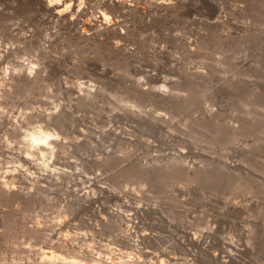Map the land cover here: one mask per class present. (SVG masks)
Instances as JSON below:
<instances>
[{"label":"rangeland","instance_id":"374dc122","mask_svg":"<svg viewBox=\"0 0 264 264\" xmlns=\"http://www.w3.org/2000/svg\"><path fill=\"white\" fill-rule=\"evenodd\" d=\"M184 1L164 16L150 1L139 17L112 15L107 23L123 35L96 46L71 37L81 23L70 28L33 12L27 0H0V45L7 47L0 50L8 51L0 64V264H207L198 257L204 248L222 260L264 262L256 249L264 245V0ZM87 2L81 19L103 28L99 1ZM28 75L37 84H24ZM163 82L175 94L170 105L133 93L135 86L155 92ZM20 112H66L51 126L47 116L35 118L57 134L54 155L30 146L29 127L20 128L35 123ZM206 112L214 119L204 120ZM164 163L201 167L211 177L191 183ZM249 234L258 258L245 251Z\"/></svg>","mask_w":264,"mask_h":264},{"label":"bare ground","instance_id":"6f19581e","mask_svg":"<svg viewBox=\"0 0 264 264\" xmlns=\"http://www.w3.org/2000/svg\"><path fill=\"white\" fill-rule=\"evenodd\" d=\"M86 2H87V0H85ZM84 0H27V6H29V8H30V10H32L33 11V8H35V9H38L40 12L42 11H45L44 12V14H49L50 15V17H52V18H55L54 20H57V21H61V22H67L68 24L67 25H70V28L73 26V27H77L78 26V24L79 23H81L82 24V27H81V24H80V27L78 28V29H76L75 31V33L71 36V34H70V36L71 37H73L75 40H77V42L79 41V43L81 42V41H83V42H85V44H87L86 42H90V43H93L94 45H96V46H100V45H103L104 44V42L105 41H109V40H105V41H103V37L105 36V37H107V38H114V39H116V38H118V37H120L121 35H123L122 34V32H120V30H118L117 29V27H115V25L113 26H111V24L109 25L108 23H107V21L110 19V18H112L113 16L112 15H116V14H120V16L122 15H124L125 13L126 14H128V15H134L133 17H135V15H137L138 16V13H140L141 11H142V9L144 10H146L147 9V7H141V5L140 4H143L142 2H149L150 1V4L151 3H153L154 4V7H155V9H156V11L157 12H159V13H162L161 15H163V12L166 14L167 12H169V11H175V10H177V8L179 7V5H181L180 3H182V1L183 0H97V1H99V2H97L96 3V6H97V8H98V10L96 9V7H95V5L93 6L95 9H96V11H98V13L100 14V18H102V19H100V20H104V23L101 25L99 22H97L98 24H100V26H104L103 28L101 27V29H95V27H97V26H94L95 24H93L92 23V21H91V23H89L90 21L88 20V21H86V20H82L81 18H83V16H87V11H88V8L86 9V7L84 8V6H85V4L83 5V3L85 2ZM89 1V0H88ZM186 1V0H185ZM185 1H184V3H185ZM187 1H189V0H187ZM90 2H92V1H90ZM95 2H96V0H95ZM87 3H89V2H87ZM145 3V4H146ZM93 4V3H92ZM95 4V3H94ZM144 4V6H147V5H145ZM148 4V3H147ZM188 5V4H187ZM23 6V5H22ZM143 6V5H142ZM150 6H152V5H150ZM150 6H148V7H150ZM182 7V6H181ZM187 7V6H186ZM92 8V7H91ZM153 8V7H152ZM26 9V8H25ZM77 9V11H76V13H73V12H75V10ZM154 9V8H153ZM182 9V8H181ZM91 10V9H90ZM94 10V9H93ZM180 10V9H179ZM28 11V10H27ZM35 11H37V10H35ZM95 11V10H94ZM150 10L148 9L147 10V12H149ZM155 11V10H154ZM34 12V11H33ZM147 12H146V14H147ZM152 12V11H151ZM29 13H31V12H29ZM89 13V12H88ZM96 13V15H97V12H95ZM142 13H143V11H142ZM153 14L155 13V12H152ZM176 13V12H175ZM36 14V13H35ZM43 14V13H42ZM74 14H78V18H75L74 17ZM99 14H98V16H99ZM158 14V13H157ZM156 14V15H157ZM28 15V14H27ZM31 15V14H30ZM48 15V16H49ZM140 15V14H139ZM151 15V14H150ZM155 15V14H154ZM158 15H160V14H158ZM161 15H160V17H161ZM47 16V17H48ZM80 16V17H79ZM112 16V17H111ZM143 16V15H142ZM141 16V17H142ZM153 15H151V17H152ZM164 16V15H163ZM163 16H162V18H163ZM166 16V15H165ZM168 16V15H167ZM32 17V16H31ZM36 17V16H35ZM40 17V16H39ZM43 17H44V15H43ZM43 17H42V19H43ZM77 17V16H76ZM93 17H94V15H93ZM96 17V16H95ZM116 17V16H115ZM124 17V16H123ZM139 17V16H138ZM46 18V17H45ZM51 18V19H52ZM97 18V17H96ZM121 18V17H120ZM129 18V17H128ZM137 18V17H136ZM148 18V17H147ZM157 18H158V16H157ZM33 19H34V17H33ZM48 19H50V18H48ZM135 19V18H134ZM138 19V18H137ZM142 19H143V17H142ZM142 19H141V21H142ZM153 19H154V17H153ZM195 20H196V18H194ZM96 20V19H95ZM126 20V19H125ZM144 20V19H143ZM33 21V20H32ZM36 21V20H35ZM97 21H99V17H98V20ZM122 21H124V20H122ZM135 21V20H134ZM145 21V20H144ZM143 21V22H144ZM153 21V20H152ZM160 21V20H159ZM34 22V21H33ZM52 22V21H51ZM63 22V23H64ZM102 22V21H101ZM111 22V21H110ZM128 22V21H127ZM193 22V21H192ZM38 23H41V22H38ZM37 23V24H38ZM57 23V22H56ZM95 23H96V21H95ZM113 23V22H112ZM120 23V22H119ZM159 23V22H158ZM55 24V23H54ZM34 25V24H33ZM41 25V24H40ZM50 25V24H49ZM51 25H52V23H51ZM66 25V24H65ZM35 26V25H34ZM37 26V25H36ZM58 26V25H57ZM118 26V25H117ZM31 27V26H30ZM55 27V26H54ZM32 28H34V27H32ZM36 28V27H35ZM125 28V27H124ZM31 29V28H30ZM40 29V28H39ZM42 29V28H41ZM51 29H53V28H51ZM67 29V28H66ZM1 30V29H0ZM24 30V29H23ZM27 30V29H26ZM33 30V29H32ZM63 30V29H62ZM22 31V30H21ZM68 31V30H67ZM71 31V30H70ZM121 31H122V29H121ZM2 32V31H1ZM32 32V31H31ZM40 32V31H39ZM39 32H37V33H39ZM58 32V31H57ZM62 32V31H61ZM126 32V31H125ZM18 33V32H17ZM25 33H27V32H25ZM35 33V32H34ZM41 33V32H40ZM51 33V32H50ZM53 33V32H52ZM65 33V32H64ZM127 33V32H126ZM125 33V34H126ZM1 34V33H0ZM5 34H6V32H5ZM22 34V33H21ZM24 34V33H23ZM49 34V33H48ZM68 34V33H67ZM30 35V34H29ZM32 35V34H31ZM127 35V34H126ZM26 36V35H25ZM38 36V35H37ZM49 36V35H48ZM56 36H58V35H56ZM65 36V35H64ZM64 36H62V37H64ZM3 37V36H2ZM19 37V36H18ZM17 37V38H18ZM22 37V36H21ZM23 37H24V35H23ZM28 37V36H27ZM67 37V36H66ZM103 39H102V38ZM31 38V37H30ZM30 38H28V39H30ZM36 38V37H35ZM40 38V37H39ZM122 38V37H121ZM120 38V39H121ZM25 39H27V38H25ZM24 39V40H25ZM34 39V38H33ZM55 39V38H54ZM63 39V38H62ZM61 39V40H62ZM68 39V38H67ZM71 39V38H70ZM70 39H69V41H70ZM22 40L23 42L22 43H28V45H25V46H29V48H31L32 49V46H33V44H32V46H31V44L29 45V42H27L28 40ZM36 40V39H35ZM47 40V39H46ZM53 40V39H52ZM60 40V39H59ZM65 40V39H64ZM19 41V40H18ZM56 41V40H55ZM116 41H117V39H116ZM20 42V41H19ZM42 42H43V40H42ZM49 42V41H48ZM71 42V41H70ZM73 42V41H72ZM76 42V43H77ZM115 42V41H114ZM121 42V41H120ZM0 43H1V41H0ZM3 43V42H2ZM5 43V42H4ZM3 43V44H4ZM105 43H107V42H105ZM111 43V42H110ZM19 44V43H18ZM17 44V45H18ZM35 44V43H34ZM36 44H38V43H36ZM45 44V43H44ZM49 44V43H48ZM56 44V43H55ZM71 44V43H70ZM8 45V44H7ZM82 45H84V44H82ZM88 45V44H87ZM105 45V44H104ZM1 47L3 46V47H5L6 45L4 44V45H0ZM22 46V45H21ZM24 46V47H25ZM49 46V45H48ZM47 46V47H48ZM52 46H54V45H52ZM77 46H78V44H77ZM95 46V47H96ZM0 47V48H1ZM36 48V50L38 51L39 49H40V47H39V49H38V47H36V46H33V48ZM80 47H81V45H80ZM88 47V46H87ZM5 48H7V47H5ZM27 48V47H26ZM97 48V47H96ZM124 48V47H123ZM17 49V48H16ZM25 49V48H24ZM31 49H28V50H31ZM45 49V48H44ZM85 49V48H84ZM91 49H93L92 47H91ZM98 49V48H97ZM12 50V49H11ZM15 50V49H14ZM105 50V49H104ZM110 50V49H109ZM126 50V49H125ZM2 53H0V64H1V61H2V63L4 62L3 61V58H6V54H8V51L5 49V50H0ZM25 51V50H24ZM23 51V52H24ZM27 51V50H26ZM34 51V50H33ZM94 51V50H93ZM111 51H113V52H115V53H117L118 54V52H120L121 51V48H120V45H119V43L118 44H115L114 43V45L112 46L111 45ZM127 52H128V50H126ZM17 52H18V50H17ZM17 52H15V54L14 55H17L18 56V53ZM36 52V51H35ZM34 52V53H35ZM41 52V51H40ZM100 52H101V50H100ZM125 52V51H124ZM13 53V52H12ZM17 53V54H16ZM33 53V52H32ZM33 53V54H34ZM122 53V52H121ZM162 53V52H161ZM2 54V55H1ZM37 54H39V52L37 53ZM36 54V56H38ZM67 54V53H66ZM111 54V53H110ZM158 54V53H157ZM156 53H155V55H157ZM35 55V54H34ZM127 55H129V54H127ZM131 55V54H130ZM129 55V56H130ZM133 55V54H132ZM31 56H33V55H31ZM42 56V55H41ZM43 56H45V55H43ZM85 56V55H84ZM121 56V55H120ZM160 57V53H159V55H157V57ZM162 56H164V55H162ZM21 57V56H20ZM19 57V58H20ZM48 57V56H47ZM60 57H62V56H60ZM70 57V56H69ZM88 57V56H87ZM123 57V56H122ZM122 57H120V58H122ZM137 57V56H136ZM32 58V57H31ZM36 58H39V56L38 57H36ZM43 58V57H42ZM45 58V57H44ZM65 58V57H64ZM164 58V57H163ZM7 59V58H6ZM17 59H18V57H17ZM29 59V58H28ZM41 59V58H40ZM54 59V58H53ZM81 59V58H80ZM86 59V58H85ZM127 59V58H126ZM125 59V60H126ZM139 59V58H138ZM171 59V58H170ZM36 60H38V59H36ZM44 60V59H43ZM67 60V59H66ZM141 60V59H140ZM143 60V59H142ZM42 61V60H41ZM46 61H48V60H46ZM51 61V60H50ZM53 61V60H52ZM129 61V60H128ZM132 61V60H131ZM147 61V60H146ZM168 61H170V60H168ZM6 62V61H5ZM38 62H40V61H38ZM44 62V61H43ZM42 62V63H43ZM56 62V61H55ZM58 62V61H57ZM62 62V61H61ZM32 63H34V62H32ZM31 63V64H32ZM46 63V62H45ZM37 64H39V63H37ZM40 65V64H39ZM38 65V66H39ZM42 65V64H41ZM51 65V64H50ZM2 66V65H1ZM54 66V65H53ZM134 66V65H133ZM36 67V66H35ZM136 67V66H135ZM156 69H157V67H155ZM1 69H3L2 67H1ZM30 69H32V66H31V68ZM143 70V69H142ZM141 70V71H142ZM149 70V69H148ZM147 70V71H148ZM138 71V70H137ZM146 71V70H145ZM15 72H16V70H15ZM140 72V71H139ZM144 72V71H143ZM142 72V73H143ZM30 73V72H29ZM156 73V72H155ZM27 74V73H26ZM145 74V73H144ZM170 74V73H169ZM198 75V74H197ZM27 76V75H26ZM26 76H24V77H26ZM29 76V75H28ZM31 76V75H30ZM30 76H29V78L28 77H26L25 79H24V84L26 83V85H31V84H34V83H36V81H35V79L37 78H34V80L33 79H31L30 78ZM33 76V75H32ZM38 76V79H39V75H37ZM163 76H165V75H163ZM201 76V75H200ZM203 76V75H202ZM153 77V76H152ZM195 77V76H194ZM43 78V77H42ZM148 78H149V74H148ZM161 78V76L158 78V79H160ZM163 78H165V77H163ZM174 78V77H173ZM151 79H154V78H151ZM168 79H169V77H168ZM175 79V78H174ZM37 80V79H36ZM150 80V79H149ZM151 81V80H150ZM157 80H155V82H156ZM160 81V80H159ZM171 81H173V79L171 80ZM171 81L170 82H168L170 85H171ZM150 83V82H149ZM161 83V82H160ZM174 83H176V82H174ZM174 83H172V84H174ZM37 84V83H36ZM165 84H167V82L166 83H164L163 82V86L162 87H164L163 89H160L159 88V90L156 88V91L154 92V91H148V90H145V89H142V88H140V87H133L134 89H133V93H134V95H139V96H141V97H143V98H146V96H147V98H148V96L150 95V97L149 98H151V96L152 95H154L156 98H157V100L160 102V103H168V102H170V99H172V97H171V94L173 93V92H168L167 90H166V85ZM169 84H167V86L169 85ZM19 86V85H18ZM33 86V85H32ZM140 86V85H139ZM175 86V85H174ZM161 87V88H162ZM170 87V86H169ZM172 87V86H171ZM32 88H34V86L32 87ZM131 88H132V86H131ZM152 88V87H151ZM168 88V87H167ZM147 89H148V87H147ZM155 89V88H154ZM150 90V89H149ZM152 90V89H151ZM96 93V92H95ZM156 93H158V94H156ZM174 94V93H173ZM96 95V94H95ZM175 95V94H174ZM264 95V94H263ZM88 96V95H87ZM145 96V97H144ZM154 96H152L153 98H155ZM173 96V95H172ZM93 97H94V94L92 95V94H89V96H88V98H83L82 99V104L84 105H87L88 103H90L91 104V100L93 99ZM140 97V98H141ZM262 97H264V96H262ZM148 98V99H149ZM173 98H174V96H173ZM79 100V99H78ZM77 100V101H78ZM144 102H145V100L144 99H142ZM150 100V99H149ZM155 100V99H154ZM154 100H152V101H154ZM174 100H176V99H174ZM179 100V99H178ZM147 101V100H146ZM158 101H156V102H158ZM158 102V103H159ZM185 102V101H184ZM175 103V102H174ZM178 103L179 104H177V105H183V104H186V102L185 103H183V102H179L178 101ZM169 104V103H168ZM81 105V104H80ZM163 105H165V104H163ZM170 105V104H169ZM174 106H175V104H174ZM21 111V110H20ZM211 112V111H210ZM210 112H206L207 114H205V113H203V116H204V114H205V118L206 119H204V120H206V121H211V120H213L214 118H212V116H213V114L212 115H210L209 113ZM21 113V112H20ZM23 113H24V111H23ZM23 113H21V115L23 114ZM49 113V112H48ZM47 113V114H48ZM51 113V112H50ZM29 114V113H28ZM45 114V113H44ZM24 115L26 116V113L25 114H23L22 116L24 117ZM30 115V114H29ZM29 115H27L28 117H29ZM35 116V114H32V116L30 115V117L28 118L27 116V118H26V122H28V124H29V122H31L32 124L33 123H35V122H37L39 119H41L40 117L42 116L41 114V116H36L37 117V121H36V117H34ZM36 115H37V113H36ZM39 115V114H38ZM44 116H47V115H44ZM44 116H42V118L44 117ZM160 116V115H159ZM23 117H22V120H23ZM65 117H66V112H64V113H62V112H55V113H52V114H50V115H48L47 116V118H44V119H47L46 121L48 122V125H54V124H60V123H62L64 120H65ZM203 117V118H204ZM25 119V118H24ZM40 121H42V120H40ZM46 121L44 120V121H42L43 122V124H47L46 123ZM45 122V123H44ZM157 122V121H156ZM23 123V122H22ZM24 123H25V121H24ZM23 123V124H24ZM39 123V122H38ZM41 123V122H40ZM40 123H39V126L37 125V123H35V126H34V124L32 125V126H25V125H27V124H25L24 126L26 127V129H23L24 128V126H21V128H20V130L22 129V130H27V128H28V130H30V132L29 131H27L28 133H26L27 135V137L25 136V131H23L24 133V136L26 137V140L27 139H29V142H30V146H33L34 145V148H38V153L41 155V156H43V154H44V152L45 151H47V152H51L50 154H53L52 153V151H55L54 150V146L53 145H55L56 147H57V145L58 146H60V142H58L57 140L55 141V140H51V139H53L51 136H56L57 134H55L54 135V133L55 132H48L47 131V129H48V126H47V128H46V131L48 132H45L44 130V128L43 127H41L40 126ZM23 124H21V125H23ZM43 124L41 123V125L43 126ZM45 126V125H44ZM31 127H33V128H31ZM232 128V127H231ZM234 128V127H233ZM232 128V130H231V132L230 133H232V134H234V135H237L238 134V130H237V128H234L233 129ZM18 129V128H17ZM15 131V130H14ZM230 131V130H229ZM219 132V131H218ZM51 133H53V134H51ZM217 136H219V135H217ZM264 136V135H263ZM24 137V138H25ZM51 137V138H50ZM28 142V143H29ZM43 145V146H42ZM46 145H47V147H46ZM36 146V147H35ZM45 146V147H44ZM49 146H52V147H54L53 148V150H52V147H50V149H49ZM56 149V148H55ZM47 154V153H46ZM45 154V155H46ZM54 155V154H53ZM62 157V156H61ZM60 156H59V158H61ZM181 157V156H180ZM63 158H65V156L63 155ZM62 158V159H63ZM177 158V157H176ZM176 158H174V160L176 161L177 159ZM180 159L181 158H179L178 160H179V162H180ZM64 160H66V159H64ZM178 160H177V163H179L178 162ZM175 161H173L174 163H175ZM181 163V162H180ZM225 163V168L226 169H231V163H229V164H226L227 162H224ZM223 163V164H224ZM163 165H166V166H164V168L163 169H168L169 171H171V172H173L174 170H176V171H178V173L180 172V174H182V176H184V178H186L189 182H193V183H195V182H200L199 180H201V179H203V180H205L204 178H206V177H211V176H209L210 174V172H207V170L206 169H203V168H201V167H196V168H194V167H192V166H182V165H179V166H176V165H172V164H163ZM224 167V166H223ZM151 168V167H150ZM206 168V167H205ZM143 169V171L145 172V174L147 175L148 173L150 174L151 172L150 171H152L151 169H147V168H142ZM156 169V168H155ZM154 169V170H155ZM208 169V168H207ZM234 169V168H233ZM156 170H158V169H156ZM162 170V169H161ZM211 170V169H210ZM220 170H221V168H220ZM225 170V169H224ZM222 171V170H221ZM153 172V171H152ZM175 172V171H174ZM226 172V171H225ZM211 173L213 174V172H212V170H211ZM207 174H209L208 176H207ZM213 176V175H212ZM214 177V176H213ZM54 178V177H53ZM51 181V180H50ZM56 181V180H55ZM56 183V182H55ZM57 184V183H56ZM42 187V186H41ZM45 188V187H44ZM43 188V189H44ZM41 190V189H40ZM46 189H44V191H45ZM43 191V190H42ZM68 191V190H67ZM67 191H66V193H67ZM69 192V191H68ZM17 193V192H16ZM18 193H19V191H18ZM17 193V194H18ZM21 193H23V191L21 192ZM58 193V192H57ZM20 194V193H19ZM18 194V195H19ZM24 194H26L25 192H24ZM30 195H32V194H30ZM116 195V194H115ZM21 196H24L23 194H21ZM81 196V195H80ZM119 196V195H118ZM15 197H17V196H15ZM27 197V196H26ZM29 197H31V196H29ZM29 197H27L28 199H30ZM36 197V196H35ZM34 197V195L32 196V198H35ZM83 197V196H82ZM111 197V196H110ZM115 197V196H114ZM117 197V196H116ZM27 198H25V199H27ZM32 198H31V201H32ZM120 198V197H119ZM22 199V198H21ZM27 199V200H28ZM81 199V198H80ZM24 200V199H23ZM26 200V201H27ZM34 200V199H33ZM75 200H78L79 201V198H78V196H77V199H76V197H75ZM74 200V201H75ZM31 201H29L28 200V202H30L31 203ZM77 201V202H78ZM28 202H26L27 204H28ZM72 202V201H71ZM77 202H76V204H77ZM29 203V204H30ZM34 203V202H33ZM79 203V202H78ZM72 204V203H71ZM71 204H69V205H71ZM31 205V204H30ZM75 205V204H74ZM73 206V205H72ZM79 206V205H78ZM125 206V205H124ZM128 206V205H127ZM70 207V206H69ZM75 206H73V208H74ZM126 208H128V207H126ZM132 209V208H131ZM136 209H137V207H136ZM133 210H135V209H133ZM138 210V209H137ZM118 211L120 212V209H118ZM136 211V210H135ZM139 212H140V210H138ZM143 211V210H142ZM119 212H114V213H110V214H113V216H115V217H117L119 220H120V218H121V220H122V216L119 214ZM138 213V212H137ZM141 214V213H140ZM115 217H113V218H115ZM116 218V219H117ZM115 219V220H116ZM115 224V223H114ZM117 224V223H116ZM105 225V224H104ZM118 225L119 224H117V226H116V228L118 227ZM122 225V224H121ZM120 225V226H121ZM108 227H109V224L107 225ZM113 228H115V227H113ZM39 229V228H38ZM119 230H121V228H118ZM40 230V229H39ZM38 230V231H39ZM123 230V229H122ZM38 231H36V232H33V233H37V235L38 234H42V233H39ZM251 232H253V231H251ZM251 232H249V233H251ZM32 233V232H31ZM44 234V233H43ZM43 234L41 235V236H38L39 238L40 237H42L43 239L45 238V236H43ZM252 234L253 235H255V237H252V238H255V239H258V240H261V238H257V237H259L258 235H256L255 234V232H253V233H251V236H252ZM32 235V234H31ZM37 235H35V236H37ZM34 236V235H33ZM248 236H250V234L248 235ZM251 236L247 239V245H246V253H251V255H253L254 257L256 256L257 258L258 257H260V256H258L257 255V253H256V251H254V248L252 247V246H250V238H251ZM122 237H124V236H122ZM145 237V236H144ZM148 237V236H147ZM39 238H37V239H39ZM120 239L119 240H121L120 241V243H122L123 244V242H125L124 244H126V243H130V242H126V241H128V240H126L127 239V237H125L124 239L123 238H121V237H119ZM150 238V237H149ZM251 238V239H252ZM46 239V238H45ZM44 239V240H45ZM153 239V238H152ZM47 240V239H46ZM196 240V239H195ZM149 241V240H148ZM151 241V240H150ZM191 241V240H190ZM197 241V240H196ZM194 244H195V242H194V240L192 241ZM66 243V242H65ZM65 243H63V244H65ZM192 243V244H193ZM193 244V245H194ZM198 244V243H197ZM67 244H65V247H67L66 246ZM71 245V244H70ZM73 245V244H72ZM127 245V244H126ZM130 245V244H129ZM60 246H64V245H60ZM59 246V247H60ZM74 246V245H73ZM72 246V247H73ZM199 246V245H198ZM75 247V246H74ZM55 248V247H54ZM187 249V248H186ZM200 249V248H199ZM208 249V248H207ZM206 248H204V249H200L201 251H198V252H200L199 253V255H198V257H200V258H202V259H204L205 261H207L206 263L208 264H264V262L263 263H261V260L259 261L258 259H255L256 260V262H254V263H244V262H238V261H236L235 260V258L233 257V254H229V255H227L226 254V257H224V258H226L227 260H222V258H221V256H219L218 254H213V253H211L209 250H207ZM256 249H258V251L260 252V254L259 255H261V253H262V251H264V245L263 244H261V242L260 243H258V246L256 247ZM70 251H71V249H69ZM74 250V249H73ZM72 250V251H73ZM51 253V252H50ZM49 253V254H50ZM73 253H76V252H73ZM228 253H230V251H228ZM47 254V253H46ZM55 254H57V252L55 253H52L51 254V258H52V255H55ZM44 255H45V253H44ZM43 255V256H44ZM60 255V254H59ZM59 255H57V256H59ZM47 256V255H46ZM74 256H75V254H74ZM86 256H87V254H86ZM53 257H56V255L55 256H53ZM77 257V256H76ZM83 257H85V255L83 256ZM89 257V256H88ZM87 257V258H88ZM255 257V258H256ZM86 258V257H85ZM90 259H94V257L92 258L91 256H90ZM88 260V263H90L89 261H91V260ZM96 260L95 261H97V259H101L100 261H102V258H95ZM260 259V258H259ZM87 260V259H86ZM104 260V259H103ZM254 260V259H253ZM257 260H258V263H257ZM4 261V260H3ZM43 261V262H42ZM41 261V263H44V262H47V261H44V260H42ZM93 262H91V263H94V264H97L96 262H94V260H92ZM105 262H106V260H104ZM69 262V261H68ZM139 262H141V261H139ZM144 262V261H143ZM260 262V263H259ZM48 263V262H47ZM71 263V262H70ZM70 263H66V261H64V264H70ZM72 263H73V261H72ZM71 263V264H72ZM100 264L101 263H103V262H99ZM98 263V264H99ZM138 263V262H137ZM5 264V263H4ZM74 264H75V262H74ZM77 264H78V262H77ZM105 264V263H104ZM106 264H107V262H106ZM108 264H114L113 262L111 263H108ZM117 264V263H116Z\"/></svg>","mask_w":264,"mask_h":264}]
</instances>
